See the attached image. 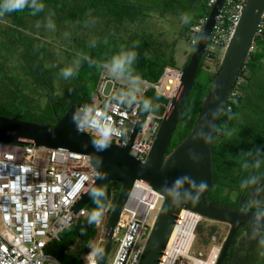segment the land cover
<instances>
[{"label":"trees","instance_id":"16d2710c","mask_svg":"<svg viewBox=\"0 0 264 264\" xmlns=\"http://www.w3.org/2000/svg\"><path fill=\"white\" fill-rule=\"evenodd\" d=\"M206 1L193 0V10L202 6L196 19L209 14ZM42 2L45 5L44 10L36 15L25 9L0 17L9 21V25L2 28L3 39L0 43L2 47L0 114L3 116L50 124L56 123L57 117H62L71 106L92 103L104 70L97 65L108 61L122 47L132 48L136 41H139V44L134 49L137 57L132 67L142 80L156 83L165 68L176 67L173 58L163 57L164 48L159 44L155 46L150 35L127 30L128 37H124L107 29L111 24L114 25L113 30H118L119 26L134 24L153 12H159L161 7L148 5L140 0H42ZM49 16L55 27L60 30L69 29L70 24L82 27L89 16L99 18L98 22L104 23L106 27L89 40L74 38L64 50V54H61L59 52L61 48L56 42L46 40L45 34L40 31L46 27ZM77 54L89 57L97 64L81 60L78 72L65 79L61 75V70L71 65L78 58ZM62 55L65 56V62L61 61ZM13 58L18 61L16 68L11 67L9 63ZM204 60L206 61V57ZM214 66L218 68L219 64L214 63ZM135 67L142 68L143 73L137 71ZM214 75L215 72L211 76L209 68L199 66L193 90L182 111L169 152L191 134ZM61 81L70 84L63 94L57 91V84ZM32 87L47 91L49 100L46 105L43 106L28 92ZM235 92L228 104L231 106V113L226 109L218 125L221 130L216 132L213 140L215 182L208 201L224 205L228 204L223 201L224 188L231 190L236 188L231 179L243 183L255 169L254 174L261 177V185H264V39H256L255 50L241 72ZM143 97L153 99L154 103L163 99L153 89H149ZM229 115L233 117L231 120L228 119ZM228 131H233L231 137H227ZM256 159L260 161L258 168L254 167ZM104 188L107 191L106 208L110 206L108 217L121 191L122 183H108ZM243 190L244 188L240 186V192ZM263 193L261 192L260 196ZM247 201H244L243 206ZM237 205L238 202L232 203L231 206ZM94 207L92 202L86 208L91 212ZM198 230L200 231V226ZM217 231L216 227L208 228L206 245L212 243ZM252 231L253 229L249 227H243L238 231L224 264H264V256L260 255L264 249L259 247V238H251ZM98 237L99 230L96 224H89L86 217L75 221L68 230L61 233L59 239L50 241L46 250L63 264H86L91 251L89 244L96 247Z\"/></svg>","mask_w":264,"mask_h":264},{"label":"built area","instance_id":"2783aa9c","mask_svg":"<svg viewBox=\"0 0 264 264\" xmlns=\"http://www.w3.org/2000/svg\"><path fill=\"white\" fill-rule=\"evenodd\" d=\"M216 1H206L209 14ZM245 3L246 0H224L204 55L210 65L221 63L235 36ZM209 14L198 17L191 26V46L193 37L202 34ZM257 38L264 39V12L249 57ZM182 76L181 68L167 67L158 82L147 83L142 97L153 89L163 98L152 119L136 105L129 107L112 100L113 92H106L109 79L102 78L95 100L84 105L80 131L98 137V127L110 126L119 132L112 136L111 142L125 147L134 124L143 114L144 121L130 153L145 161L162 121L172 110V99L182 90ZM96 174L90 156L82 151L0 142V264H63L46 248L75 221L87 217L86 207L77 212L74 207L90 189ZM162 202L157 190L137 181L113 236L118 243L114 259L101 263L100 258L89 256L86 264H139L145 245L142 242H146ZM109 210L110 206L96 224L98 247L105 243L104 222ZM152 213L155 216L150 221ZM203 220L194 210H181L161 264H218L223 238H213L204 258L192 253Z\"/></svg>","mask_w":264,"mask_h":264},{"label":"water","instance_id":"95a60500","mask_svg":"<svg viewBox=\"0 0 264 264\" xmlns=\"http://www.w3.org/2000/svg\"><path fill=\"white\" fill-rule=\"evenodd\" d=\"M223 3L224 0H217L210 11L208 21L202 32L207 39L198 43L196 50L192 52L188 63L182 69V90L178 96L172 99V110L162 121L154 139L153 148L145 161L134 158L130 153L134 140L142 127L143 114L134 124L125 147L111 142V146L103 152L95 151L92 146V141L97 136L82 132L79 129L84 117V105L81 103L71 106L62 117L58 118L56 123L50 124L0 114V142L82 151L90 156L96 173L100 172L107 177L102 181L97 178L96 174L90 189L101 185L105 187L112 182L122 183L121 191L105 224V245L100 257L101 263L106 259L120 217L137 181L150 185L160 194L165 184L171 185L174 180L184 175L192 177L197 183L204 181L208 186L196 204L187 202L179 206H169V201L163 198L145 242L139 264H161V257L173 233L179 213L184 208L200 213L204 219L226 223L230 226L228 235L223 242L218 264H224L238 231L243 227L252 229L250 223L253 210H250L246 215L242 214V199L237 206L208 201V196L215 182L213 140L216 132L207 126L204 117L218 105H223L226 112L231 95L240 80L241 72L255 40L264 12V0H246L235 36L215 72L211 88L204 99L203 107L191 134L169 152L174 133L187 99L193 90L199 66L204 59L214 24ZM224 114L213 121L212 125L218 127ZM77 116L79 123L74 122V117ZM200 128H204L205 131L213 135L210 144H205L202 139L195 138V132ZM189 150L200 157L199 163H193L188 158ZM97 160L102 161L99 168H97ZM91 201L90 196L84 194L75 205L74 211H79ZM166 208L167 211H165Z\"/></svg>","mask_w":264,"mask_h":264},{"label":"clouds","instance_id":"9594fccd","mask_svg":"<svg viewBox=\"0 0 264 264\" xmlns=\"http://www.w3.org/2000/svg\"><path fill=\"white\" fill-rule=\"evenodd\" d=\"M45 5L42 0H0V17H4L7 14L13 12H22L25 9H29L32 15H36L44 10ZM181 21L184 24L191 22V15L188 13L181 14ZM47 28L54 30L55 25L49 16L45 25ZM199 32V29H197ZM207 38L203 35L194 36L192 43V50H196L198 43L205 41ZM139 44V41L134 42L132 48L122 47L121 50L114 56H112L108 61L98 64V67L104 68L106 71L111 73L116 78H122L127 81L128 87L121 92L116 97L120 103L127 104L128 106L136 105L143 112L149 114V119H152L154 113L158 110L159 104L154 103L153 99L145 98L140 95L141 89L140 85L142 83L141 77L135 74L133 69V64L137 57V52L134 50ZM78 58L73 61L71 65L65 67L61 70V75L68 79L74 76L80 67L81 60H88L90 64H97L96 61H92L89 57L77 54ZM218 99V98H217ZM228 113H231L229 108ZM225 113V108L223 105H218L213 109L204 120L207 121V126L213 131L219 132L221 129L216 125L213 126L212 122L216 121ZM210 117V119H209ZM232 115L228 116L231 120ZM74 122L79 123V117H74ZM226 127V126H225ZM99 135L92 141V146L97 152L106 151L111 146V139L114 134H119L118 130L111 128L110 126L98 127L97 129ZM227 137L233 135V131H228L226 133ZM196 139H202L205 144H210L213 139V135L205 131L204 128H200L195 132ZM188 158L193 163H199L200 157L189 150ZM97 168L101 167L102 161H96ZM246 167L248 165H245ZM260 166V161L258 159L254 162V167L258 168ZM97 178L100 180H105L106 175L97 172ZM242 188H251L253 191L250 194V199L247 201L246 205L241 208L242 214H248L252 209L253 214L251 220L252 226V239H258V244L261 249H264V200L260 199V193L264 192V185H261V177L255 174L249 176L241 185ZM207 183L201 181L197 183L195 179L188 175L178 177L173 181L171 185L165 184L162 187L161 194L162 198L169 201V206H179L183 203L191 202L196 204L199 202L202 194L207 190ZM86 194L90 196L95 207L91 212L87 213V219L89 224H97L101 222V219L106 211V201H107V191L102 185L100 187L91 188L86 191ZM168 209L166 208L165 211ZM91 249L88 256L99 257L103 254V249L95 247L91 243L89 244ZM260 255L264 256V251L260 252Z\"/></svg>","mask_w":264,"mask_h":264},{"label":"rangeland","instance_id":"374dc122","mask_svg":"<svg viewBox=\"0 0 264 264\" xmlns=\"http://www.w3.org/2000/svg\"><path fill=\"white\" fill-rule=\"evenodd\" d=\"M142 3L161 7L159 12H153L150 16L143 18L142 20L137 21L134 24L123 25L119 26L118 30H113V24L107 26V29L110 32H116L120 36L128 37V32H139L141 34L146 33L153 37V44L157 46L160 45L161 48H164L163 54L166 59L170 57L175 60L176 67L183 69L188 60L189 56L192 53V46L189 42V38L191 36V24L194 23L196 16L202 10V6L197 8L196 10L192 9L193 0H140ZM169 1V2H167ZM168 3V4H167ZM188 13L191 15V22L188 24H184L181 21V14ZM99 18L94 16H89L88 21L84 24V26H77L75 24H70L69 29L60 30L59 28L55 27L54 30L45 27L43 30H40L45 34V38L48 41L56 42L57 46L61 48L59 52L64 54V50L68 47V44L73 41L74 38L79 37L81 39H88L91 36H95L96 34L100 33L102 28L106 27L104 23L98 22ZM9 25V21L7 19H0V43L2 42V28ZM107 33V32H106ZM0 50H2L0 44ZM160 53V52H159ZM61 61L65 62V56L62 55ZM11 67L16 68L18 65V61L16 58L10 60ZM203 67H208L211 73V76L214 72H216L217 68L214 65H207L206 61L203 59L201 64ZM137 71L139 70L140 73H143V69L140 67H135ZM108 78L109 82L106 86V92H113V99L118 100L116 97L121 92L128 87L127 81L122 78H116L111 73L103 70L100 78V82L102 78ZM142 80V79H141ZM100 84V83H99ZM147 83L145 80H142L140 85V95L142 96V92L147 87ZM70 84L66 81H61L57 84V91L60 94H63L68 88ZM28 92L37 100L41 102L44 106L48 103V94L45 89H37V88H30ZM119 101V100H118ZM128 106L127 104H125ZM133 106V105H132ZM130 107V106H129ZM148 137V135H147ZM225 193H229L230 197L233 200L237 199L236 193H231L227 190L224 191ZM260 199L264 200V193L259 197ZM89 202L85 207L91 204ZM155 216V213L151 214L150 221ZM107 219H105L104 224H106ZM1 226V223H0ZM218 228L217 233L214 237L223 238V241L226 239L228 232L230 230V226L227 224H223L221 222L212 221L208 219H204L200 224V231L197 230V240L194 245L192 253L194 255L200 256L202 258L206 257L210 245H206L205 240L208 236V228ZM122 235H120L121 237ZM145 244V241L142 242ZM104 244H101L98 248L103 249ZM118 243L113 239L112 245L108 252L107 261L106 263H110L117 252ZM95 257V256H91ZM101 256L96 257L99 259ZM90 259V258H89Z\"/></svg>","mask_w":264,"mask_h":264},{"label":"flooded vegetation","instance_id":"af4514ba","mask_svg":"<svg viewBox=\"0 0 264 264\" xmlns=\"http://www.w3.org/2000/svg\"><path fill=\"white\" fill-rule=\"evenodd\" d=\"M207 63V62H206ZM207 65L209 66L210 64L209 63H207ZM210 67V66H209ZM208 68V67H207ZM57 120H58V117H57ZM255 173V169H253V171H252V174L251 175H253ZM232 180V184H233V186L234 187H236L234 190H231V189H229V188H224V190H223V201L224 202H226V203H228L227 205H229V206H231L232 205V203H237L238 202V204L240 203V201H241V199L243 200V204H244V201L245 200H249L250 199V194H251V192H252V190H251V188H248V189H245L244 188V190H243V192H240V186H241V182H236V180L233 178V179H231ZM236 182V183H235ZM225 190H227V191H229V192H231V193H236L237 194V199L236 200H233L231 197H230V195H229V193L227 194V193H225L224 191ZM219 200H221L222 201V199H219Z\"/></svg>","mask_w":264,"mask_h":264},{"label":"crops","instance_id":"0c3cea01","mask_svg":"<svg viewBox=\"0 0 264 264\" xmlns=\"http://www.w3.org/2000/svg\"><path fill=\"white\" fill-rule=\"evenodd\" d=\"M191 25H192V24H191ZM190 28H191V27H190ZM189 57H190V56H189ZM170 58H171V57H170ZM170 58H169V59H170ZM173 60H174V59H173ZM174 63H175V60H174ZM175 65H176V63H175ZM146 83H149V82L146 81ZM112 100H114L113 97H112ZM116 101H118V100H116ZM124 105H125V104H124Z\"/></svg>","mask_w":264,"mask_h":264}]
</instances>
